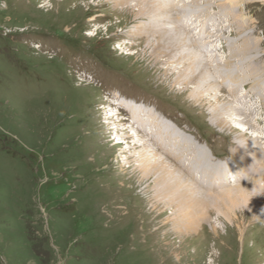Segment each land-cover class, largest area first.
<instances>
[{"label":"rangeland","instance_id":"374dc122","mask_svg":"<svg viewBox=\"0 0 264 264\" xmlns=\"http://www.w3.org/2000/svg\"><path fill=\"white\" fill-rule=\"evenodd\" d=\"M143 1L148 2L0 0V264H264V206L250 201V194L234 191L218 200L195 175L191 179L182 171L209 194L185 204L161 190L155 177L139 174L134 150L117 144L137 141L139 133L131 122L135 134L120 125L123 114L114 99L122 102L119 108L128 119L127 106L135 101L145 104V114L189 132L191 137L174 135L179 142L184 136L192 142L187 149L196 156L204 149L220 159L230 157L239 136L237 129L222 132L212 123L211 95L196 89L182 95L174 76H163L167 63L176 60L164 49L173 35L164 26L156 28L153 19L135 20L137 3ZM173 1L177 6L167 16L179 27V45L193 53L206 55L194 43L199 23L218 17L222 34L214 44L223 47L216 57L227 58L234 72L239 71L235 64L242 65L246 76L232 75L233 80L246 83L241 88L256 93V99L245 107L233 97V89L219 79L225 65L210 71L219 87L215 93L251 110L258 127L251 134L264 136V96L254 78L264 84V0L240 5L183 0L182 9L179 0ZM183 15L189 21L176 20ZM137 28L140 35L128 37ZM249 38L256 43L246 57ZM232 47L242 54L233 58ZM165 54L171 57H160ZM179 65L168 73L178 74L184 64ZM257 100L261 104L255 105ZM110 113L114 122L107 124ZM116 126L126 132L109 129ZM240 160L233 166L247 170L248 159ZM239 176L235 172L234 178ZM251 188L258 190L255 184ZM258 192L264 200V192Z\"/></svg>","mask_w":264,"mask_h":264},{"label":"bare ground","instance_id":"6f19581e","mask_svg":"<svg viewBox=\"0 0 264 264\" xmlns=\"http://www.w3.org/2000/svg\"><path fill=\"white\" fill-rule=\"evenodd\" d=\"M229 1L231 2L230 4L233 3V5L235 4L240 5L242 2L241 0H233V2L232 0H229ZM145 2L143 1V2L137 3V7L139 9L135 10L138 16L135 20L150 18V19H153L151 24L154 23L155 27L158 25L160 27L164 26L162 29H165L167 33H169L170 35L171 34L173 35L172 37L170 36L169 38L170 43L168 42L169 44L167 45V47L164 48L165 52L169 50L168 52L169 54H172V53L175 54V55L172 54V56L174 55L176 59L172 63L173 67L175 65L178 66L179 64L180 65L184 64V66H182L181 68L182 71H179L178 74L174 75V74L168 73V72H172V69H171L172 65L170 63H167L169 65L168 68L170 69L167 68V70H164L163 76L167 77L168 79H170L169 78L170 75L174 76V78L172 79V82L174 86L175 84L177 86H180L178 88L182 95H187L188 93L193 95L195 91H192V90H195V89L197 90L198 93H201L205 96L206 94L211 95L212 99H214V102L213 104L211 103L210 109H209L210 115L212 118V123L215 124V126H217L218 128H220L222 132H226L228 130L236 132L234 129H237L239 130V132L237 131L239 133L238 134L239 136H237L234 139L236 141L235 143L237 144V146L236 148L234 147L231 149L230 157H225L224 159H220L216 157L213 152L211 156L209 152H207L206 150H205L206 152L203 151L204 149H200L199 154H197L196 156L194 155V153H191L189 149H187L192 142H190L189 140L184 141L185 136L182 137L183 142H179L177 141L178 136L174 135L175 133H178V132L183 133V134L186 133L189 135L190 134L189 132H185L184 130L179 131L176 127H174V125H172L173 122L165 123V120L163 121L159 115H155L152 113H150V115L149 113L145 114V111H143V107L141 106L145 104L137 102L138 104L134 105L135 101H132L127 106V110L131 114L128 119L127 111L123 109L121 110L119 108L122 102L118 104L117 103L118 100L114 99L113 100L114 101L113 104H115L114 106H116V108L120 110L123 114V117H121L122 119H121L120 125H123L125 123V126L128 125V129L133 131L132 130L133 128L129 125V123L131 122L133 127L139 133V135L137 136L138 137L137 141L136 140L132 141L130 144H128L129 142L124 143L122 141L120 142L118 141L117 144L118 145L127 144V148L134 150L133 155L135 156L134 158H136V162H137L136 166L138 168L139 174H142L147 177L148 176L155 177V179L157 180L159 184L158 187L161 190L167 192L170 196L173 195L174 197L178 198V201L185 202V204L195 203L197 202L199 198H207L206 196H208L209 194L208 195L204 194L203 192L199 190L201 188L196 186V184L199 183L203 185L205 189L212 191L213 192L212 194L214 195L210 194V196H215L216 198L218 197L219 198V199L217 198L218 200H225L227 196L234 195L233 194L234 191H244L250 194L247 197L248 199H250V201L255 200L257 201L259 205L264 206V200L261 199L262 195L260 196L258 192V191L264 192L263 191L264 190V160L262 159V157L264 156V149L262 152L261 150L262 146L259 145L261 141L260 139H262V137L264 138V136L263 135L257 136V135L251 134V132L254 131V129L258 128L255 123H252V120L250 118L251 115H249V113H252L251 110L248 113L245 110H243L242 107L239 106L240 104L237 105L235 103L237 105V108H236L234 104H229L230 101L227 102L221 96H219L220 95L219 93L217 92L215 93V91H218L216 89H219V87L216 84L217 86L215 88V83H214V80H213V77L210 71L213 65H214V68L220 67L217 70H220L221 67L225 65L227 70L219 74V77H220L219 79H223L222 82L224 85L227 86L228 91L233 89L231 91L233 94V97H235L237 101L238 100L242 101L243 106L245 107L246 106L252 107L254 105L253 103L254 100L251 103V99H256L255 98L256 93L249 91L245 86L241 88L240 84L243 83L242 81L239 82V81L233 80V76L235 77L236 74L238 75V77L236 78L239 80H241L244 76H246L247 73L245 71H244L245 73L242 72L243 69H240L242 68V65L235 64L238 70L240 71V73L242 74V77H240L239 71L238 72L232 71L231 69L232 67L229 65V60H227V58H224L223 56H221V58L216 57V55H219V52L221 51V50L219 51L217 48L223 47V43L222 45L220 44L218 45V43L214 44V38H218L220 34H222V29H220L218 25V17L216 18L215 16H212V15L207 16V18L215 22V26L214 25L212 26V22L209 19H204L202 20V22L200 21L201 23L199 24L201 25L195 29L197 32H194V34L197 36L196 38L198 39V41L197 42L195 41L194 43L196 44L197 49L200 52L202 53L206 52L205 53L206 55H202L198 52L197 53L191 52L186 47V45H184L185 47H182L183 45H179V38L176 36V34L180 33L177 30L179 29V27L176 28L178 25L175 23V20H173L172 22V20H169L170 18H168L167 16V13L169 12V10L171 12L172 10H175L174 5H175V2L177 1L148 0V2L146 3ZM178 2H180V4L178 5V8L180 7L181 9L184 8V5L182 4L183 3L186 4V2H184L183 0H179ZM184 15L179 16V17L176 16L177 17L176 20L179 22L184 20L180 23L189 21L187 19L189 18V16L185 18ZM172 23L177 26L174 27ZM228 25H230V23H228ZM139 27L141 29V26H138V28ZM143 27H146V25H144ZM200 27H203V28L200 29ZM138 28L134 31L130 30L128 33V37L135 38L138 35H140L141 31ZM191 32H192V29H191ZM212 38L213 40H211ZM222 40L224 41L225 39L222 38ZM251 40L252 39L249 38L246 45L244 44L246 48L245 49L246 57L248 56V53H247L248 49L250 48V50H252L253 48H251V46L254 43H256L255 41L253 40L251 41ZM231 44L232 42H230V44L224 45V47L226 48L227 46H230ZM231 50H233L231 53V56L233 58H237L240 54H242L238 52L236 49H234V47H232ZM179 51H181L180 55H179ZM241 51L244 52L243 50ZM176 54L179 55L178 58H176ZM126 55H129V53H126ZM160 57L170 58L171 56L169 55L167 56L165 54L164 57L163 56H160ZM164 61L166 60H163L161 62H164ZM155 62H158V61H155ZM244 64L246 65L245 62ZM224 67L222 69H224ZM253 75H249L248 77H251ZM254 78H258L257 80L255 79L256 80L255 83L257 82L260 85V89L262 91L260 93V98H262L264 96V84L261 82L260 77L258 75L256 76L254 75ZM193 84L197 87L195 88L191 87V85ZM243 84H246V83H243ZM247 84H249V82ZM241 90L243 91V95L240 96L239 94H241L240 93ZM237 92H239L237 95L238 97L235 96ZM257 101L258 102H256L255 105H259L257 103L261 104V101L259 100ZM112 109L114 110V108ZM109 110L111 109L107 108V112H109ZM114 116H115L114 113H110L107 116L108 117L107 119L109 120L107 124L114 122L113 121ZM162 116L164 115L162 114ZM226 116H227V119H229V121L228 120L226 121L225 119ZM262 120L264 119L262 118ZM109 129L110 130L112 129L113 131H125L124 127H120V126H116V128L110 127ZM133 133L135 134L134 131ZM120 135L121 136L123 135L125 137L127 136L128 138H130L131 133H129L128 135L127 133L117 134V136H120ZM189 136L191 137L192 135L190 134ZM194 140L198 142L196 138ZM198 144H201V143L198 142ZM196 150L198 151V148H196ZM196 150L194 151L196 152ZM234 150H237V151L235 152ZM241 158L248 159V162L246 163V166L248 167L247 170H244L243 164H240L238 168L233 166L235 162H237L239 165V162H241L240 160ZM171 162L174 163L175 165L172 166ZM207 170H210L209 177L206 176ZM182 171L187 172L189 173V175L191 174L192 176L195 175V180L198 183L196 184L193 183L192 180L185 177ZM235 172L236 174L238 173V175L240 174L238 178H234ZM192 176H191V179H192ZM232 181L235 183L233 186L229 185L230 182ZM252 184H255V188L258 189L257 192H255L254 190H251ZM224 187L226 189H224ZM219 189H221V191L217 192ZM252 194H259V197L255 196L256 198L255 199L253 198ZM181 199H184V201H182ZM190 206L193 207L194 205H190Z\"/></svg>","mask_w":264,"mask_h":264},{"label":"clouds","instance_id":"9594fccd","mask_svg":"<svg viewBox=\"0 0 264 264\" xmlns=\"http://www.w3.org/2000/svg\"><path fill=\"white\" fill-rule=\"evenodd\" d=\"M262 214H264V213H262Z\"/></svg>","mask_w":264,"mask_h":264}]
</instances>
